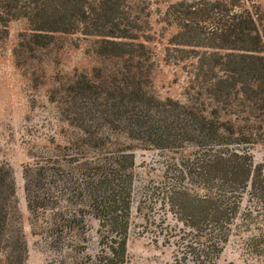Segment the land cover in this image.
Listing matches in <instances>:
<instances>
[{
  "label": "trees",
  "instance_id": "16d2710c",
  "mask_svg": "<svg viewBox=\"0 0 264 264\" xmlns=\"http://www.w3.org/2000/svg\"><path fill=\"white\" fill-rule=\"evenodd\" d=\"M134 13L130 0H0L4 26L28 22L32 51L57 34H80L96 38L100 56L125 62L124 69L105 77L98 71L95 79L80 74L64 92L53 91V101L61 96L68 120L85 136L73 152L65 146L60 156L25 167L28 207L36 219L46 218L47 226L40 227L63 256L58 264H128L135 156L131 146L115 145L107 130L177 154L176 184L164 188L182 228L177 262L217 264L234 228L247 226L250 237L264 236V167L255 164L247 147L256 135L252 127L248 135L237 132L217 108L157 99L146 84L151 50L140 39ZM165 17L177 28L167 59L191 60V89L263 131L264 14L259 7L244 0H180L168 5ZM187 174L198 192L183 185ZM15 192L10 167L0 162V255L5 264H26L28 245L13 212ZM91 219L98 223L94 253L83 237ZM259 220L257 236L252 225Z\"/></svg>",
  "mask_w": 264,
  "mask_h": 264
},
{
  "label": "rangeland",
  "instance_id": "374dc122",
  "mask_svg": "<svg viewBox=\"0 0 264 264\" xmlns=\"http://www.w3.org/2000/svg\"><path fill=\"white\" fill-rule=\"evenodd\" d=\"M176 1L180 0H130L137 26H141L137 32L144 36L140 39L152 54L146 82L149 90L159 100L172 98L186 104L201 103L209 111L217 108L222 119L233 121L240 134L248 135V128L252 127L256 136L247 147L255 164L264 167V130L241 119L242 115L222 109L204 92L199 95L198 89H191L187 72L191 60L176 64L167 59L169 39L177 28L167 23L165 12ZM244 4L259 7L264 14V0H244ZM30 34L25 19L12 20L7 26L0 21V162L10 167L15 181L13 212L27 241L26 264H58L63 256L51 246L46 229L40 227L47 226L46 218L36 219L28 207L25 167L58 156L65 146L70 148L66 152L71 153L76 142L85 136L81 128L68 120L71 115L61 96L53 101V91L64 92L80 74L95 79L100 72L105 77L109 72L124 69L125 62L100 56L96 52V38L80 34H57L47 46L32 51L27 45ZM105 132L120 148L131 146L135 156L128 264H184L177 262L182 256L181 224L167 206L164 191L176 184L177 154L140 146L122 135ZM183 185L198 192L189 174ZM262 224L259 220L252 225L257 236L261 233L256 228ZM97 227L98 223L91 219L87 222L89 231L83 235L90 253L98 249ZM246 228H234L217 264H264V236L252 238ZM4 262V255H0V264Z\"/></svg>",
  "mask_w": 264,
  "mask_h": 264
}]
</instances>
